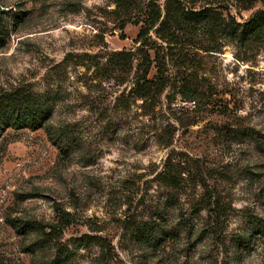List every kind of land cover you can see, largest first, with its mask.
Returning <instances> with one entry per match:
<instances>
[{
    "label": "rangeland",
    "instance_id": "obj_1",
    "mask_svg": "<svg viewBox=\"0 0 264 264\" xmlns=\"http://www.w3.org/2000/svg\"><path fill=\"white\" fill-rule=\"evenodd\" d=\"M261 12L0 0V264H264Z\"/></svg>",
    "mask_w": 264,
    "mask_h": 264
},
{
    "label": "trees",
    "instance_id": "obj_2",
    "mask_svg": "<svg viewBox=\"0 0 264 264\" xmlns=\"http://www.w3.org/2000/svg\"><path fill=\"white\" fill-rule=\"evenodd\" d=\"M192 17H197V14H191ZM198 16L200 17V14H198ZM244 30L238 35L239 40H246L247 36H254L255 33V37H257L261 32L264 31V12H261L259 14H256L255 17L253 19H251L246 25L243 26ZM23 106L22 109L23 111L28 115L27 118V124H29L28 127H30L31 129L35 128V124L38 122V112L37 110H34L32 107V101L29 99V97H27L26 99H23ZM0 106L3 107H12L13 110H16V107H18V105L16 104V100L13 98H5L1 101ZM18 112V111H17ZM20 113V112H19ZM20 113V117H21ZM25 116H22V119L24 120Z\"/></svg>",
    "mask_w": 264,
    "mask_h": 264
}]
</instances>
